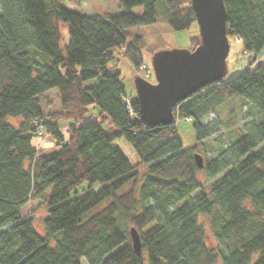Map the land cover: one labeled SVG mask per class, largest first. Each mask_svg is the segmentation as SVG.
Listing matches in <instances>:
<instances>
[{
  "label": "trees",
  "instance_id": "16d2710c",
  "mask_svg": "<svg viewBox=\"0 0 264 264\" xmlns=\"http://www.w3.org/2000/svg\"><path fill=\"white\" fill-rule=\"evenodd\" d=\"M118 4L122 12L100 18L58 0H0V264H79L81 256L88 264H264V52L256 56L264 47V0H223L227 35L240 38L251 61L232 78L175 103L176 117L192 119L196 144L186 147L173 124L149 126L139 119L135 93L127 112L118 72L105 65L115 60L110 49L123 47L121 54L138 68L141 35L127 28L161 21L184 30L196 22L191 2ZM135 5L142 6L141 14L129 10ZM58 21L68 33L62 47ZM190 43L194 48L198 35ZM37 51L50 61L40 62ZM86 79L95 81L83 85ZM51 88L59 109L44 114L40 96ZM232 96L260 114L220 144L213 136L216 122L205 118ZM7 116L19 117L17 125ZM34 119L54 140L47 151L31 144ZM117 137L131 144L137 162L112 144ZM204 139L217 142L214 153H207ZM199 147L201 167L193 159ZM82 181L101 186L77 193ZM38 198L47 209L44 236L35 232L30 215L20 214L23 204ZM198 214L207 215L222 249L207 245ZM131 226L139 254L131 246Z\"/></svg>",
  "mask_w": 264,
  "mask_h": 264
},
{
  "label": "rangeland",
  "instance_id": "374dc122",
  "mask_svg": "<svg viewBox=\"0 0 264 264\" xmlns=\"http://www.w3.org/2000/svg\"><path fill=\"white\" fill-rule=\"evenodd\" d=\"M59 3L66 7L69 10L76 12L86 13L95 17H107L109 15L117 14L122 12L124 9L119 6L118 0H58ZM135 14L142 13V6L135 5L129 8ZM59 31V46L62 47L68 39L67 28L63 21H58L57 23ZM127 30L131 33L140 34L141 40L137 45L141 52L142 62L147 66L151 67V56L152 53L159 49H190L191 43L190 38L198 35V26L196 22H193L188 28L184 30H173L168 27L165 22L155 21L151 24H144L138 26H130ZM228 41V52L225 58V70L226 73L223 77L224 80L230 79L239 72H241L251 60H248V57L252 55L250 52H247L243 49L238 36L229 35L227 38ZM131 43V39L127 38L125 45ZM114 56L115 60H111L106 63L105 69L108 71H117L118 79L123 85L124 94L128 97H131L135 93L134 88V79L137 76L144 78V76L138 71L129 58L122 55L121 52L123 47H112L110 49ZM264 52V47L259 53L256 54L257 58L261 56ZM37 59L40 62L46 63L50 61V57L44 53L37 51ZM60 73L65 77L64 67H58ZM152 69V68H151ZM33 74L36 72L33 70ZM154 78V77H153ZM149 81L153 82L154 79ZM95 79H86L82 81L83 85L91 84ZM241 96H232L228 98L223 104L216 107V109L209 113L206 116L205 120L213 121L217 124V130L213 133V136L217 138L218 143L226 144L228 141L232 140L237 133H240L242 130V123H246L250 120L257 119L260 114L257 109L247 101H243ZM59 97L55 88H51L41 94L40 96V108L41 111L49 113L51 111L59 109ZM92 109L89 107V110ZM5 120L13 126L17 125L19 117L7 116ZM173 125L176 128V135L180 140L183 147L196 144L195 131L192 127V119L185 117H175ZM61 133L64 137L67 136V132L63 129ZM204 142L211 147V150H208L207 153H214L215 149L218 148L217 142L204 139ZM31 144L33 146H38L47 151L53 147L54 140L50 137H41L37 138L36 136L31 137ZM112 144L117 145L124 156L130 163L137 162L138 158L131 146V144L126 141L123 137H117L112 141ZM202 149L199 147V150L196 152L202 155ZM137 170L141 175L145 171V164H139ZM220 175V174H219ZM202 175L199 176L202 179ZM212 179H206L205 182L209 183ZM101 183L94 181L88 183L82 181L76 187L77 193H81L85 190H97L100 188ZM198 191V190H197ZM194 191L192 195L197 193ZM108 201V198L102 200L87 214L92 213L97 208H100ZM21 215H30L32 218V226L35 232L41 236H44L43 228V218L47 215V209L44 204L43 198H38L35 200L27 201L20 208ZM198 222L202 225L205 232V239L208 246L215 250L222 249L223 244L220 243L213 236L208 217L205 214L197 215ZM56 237L58 234H55ZM49 245H54V238L49 239ZM79 264H88L86 259L81 256L79 258ZM215 264H221L219 260H216Z\"/></svg>",
  "mask_w": 264,
  "mask_h": 264
},
{
  "label": "water",
  "instance_id": "95a60500",
  "mask_svg": "<svg viewBox=\"0 0 264 264\" xmlns=\"http://www.w3.org/2000/svg\"><path fill=\"white\" fill-rule=\"evenodd\" d=\"M198 26L199 43L192 49H159L152 53L154 81L140 76L134 79L139 119L149 126L171 125L175 103L201 87L221 80L228 52L226 11L223 0H190ZM197 167L202 166L199 153L193 154ZM131 246L140 253L137 230L129 228Z\"/></svg>",
  "mask_w": 264,
  "mask_h": 264
},
{
  "label": "built area",
  "instance_id": "2783aa9c",
  "mask_svg": "<svg viewBox=\"0 0 264 264\" xmlns=\"http://www.w3.org/2000/svg\"><path fill=\"white\" fill-rule=\"evenodd\" d=\"M138 71L144 76V78H147V79L151 78V70L145 64H141L138 68ZM121 102L125 104L127 108V112L132 113L129 99L125 96H122ZM186 118H189V117H186ZM30 125L32 127L33 134H35L37 137L41 138L47 135L45 126L41 124L37 119L32 120L30 122Z\"/></svg>",
  "mask_w": 264,
  "mask_h": 264
}]
</instances>
